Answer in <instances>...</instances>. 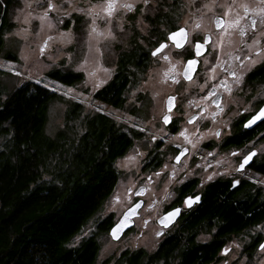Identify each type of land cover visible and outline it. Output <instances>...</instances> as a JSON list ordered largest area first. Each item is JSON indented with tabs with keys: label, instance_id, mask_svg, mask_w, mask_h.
<instances>
[{
	"label": "flooded vegetation",
	"instance_id": "1",
	"mask_svg": "<svg viewBox=\"0 0 264 264\" xmlns=\"http://www.w3.org/2000/svg\"><path fill=\"white\" fill-rule=\"evenodd\" d=\"M183 15L182 22L166 29L165 36L150 50V62L161 57L164 63L159 81L165 88L161 112L152 117L159 126L126 122L119 126L124 135L133 138L132 147L140 142L142 191L136 195L129 188V192L133 191L134 203L143 201L139 217L142 210L158 211L154 218L144 219L158 226L160 241L155 250L163 248L169 239L183 242L189 250L191 244L185 242L194 241L204 249L197 264H239L236 257H230L234 241L264 222L238 227L247 195L259 189L264 199V186L254 180L256 175L264 176L257 170L264 160V152L259 149L264 119L253 127L245 126L264 105V28L258 27L263 17L247 7V12L243 8L236 18L215 15L208 28L194 33L191 11L179 12L180 18ZM217 17L225 21L219 28ZM237 18L238 23L228 26ZM252 21L256 22L254 28ZM181 28L186 31V40L177 47L169 34ZM198 42L200 49L196 48ZM161 44L165 47L154 55L153 50ZM189 60L196 63L189 67ZM165 115L169 117L167 122ZM173 209H179L175 221L167 226L160 223L159 219ZM262 244L263 237L257 235L244 252L253 257ZM177 252L176 263L182 258Z\"/></svg>",
	"mask_w": 264,
	"mask_h": 264
},
{
	"label": "trees",
	"instance_id": "2",
	"mask_svg": "<svg viewBox=\"0 0 264 264\" xmlns=\"http://www.w3.org/2000/svg\"><path fill=\"white\" fill-rule=\"evenodd\" d=\"M168 2L161 0L156 13L146 15L149 35L143 42L135 36L131 48L121 51L114 76L93 93L97 99L124 106L136 72L150 64V46L179 21L178 2ZM19 3L0 0V54L4 34L12 27L11 13ZM4 56L18 59L11 50ZM47 75L68 86L83 80L82 72L70 69H52ZM58 98L56 91L29 79L8 92L0 84V264H97V235L78 244L73 241L116 188L120 173L115 162L132 147L133 138L121 131L120 120L106 113L84 114L78 102L70 104L65 127L48 134L49 104ZM257 170L264 172V160ZM258 193L259 189L244 199L240 229L264 219V199ZM115 222L110 213L97 226L109 233ZM190 244L188 250L183 242L169 239L160 250L126 249L101 264H197L204 256L203 246L185 242ZM175 251L182 256L177 263Z\"/></svg>",
	"mask_w": 264,
	"mask_h": 264
},
{
	"label": "rangeland",
	"instance_id": "3",
	"mask_svg": "<svg viewBox=\"0 0 264 264\" xmlns=\"http://www.w3.org/2000/svg\"><path fill=\"white\" fill-rule=\"evenodd\" d=\"M173 1L169 0L168 4ZM179 12L191 11V27L194 33L210 26L215 15L236 18L243 5L254 9L262 16L258 27L264 28V0H175ZM11 13L12 27L4 34V50L0 54V84L4 92L11 91L25 80H33L56 91L61 98L49 104L46 131L54 135L66 125V114L72 102L83 105V113L104 112L115 120L132 126H159L152 117L161 112L165 88L161 87L160 72L164 66L161 57L151 60L145 70L136 75V82L127 91L123 107H110L100 102L93 93L105 86L114 76L119 54L130 49L135 36L143 42L149 35L150 24L146 15L153 16L161 0H114L107 11L109 0H19ZM49 3L53 5L49 8ZM131 5L130 8L124 5ZM166 10V7L164 8ZM227 12V15L225 13ZM179 18L182 22L183 17ZM188 16V15H187ZM186 20V19H185ZM200 22V25H198ZM79 26V29L77 28ZM147 44V43H146ZM153 46H150V50ZM13 51L18 59L11 60L4 52ZM52 69L73 70L83 73V80L73 86L51 79L47 72ZM148 102V106L146 105ZM151 103V104H150ZM150 105V106H149ZM152 115V116H151ZM77 124V123H76ZM139 143L129 153L115 162L120 176L116 188L99 210L75 237L78 244L85 237L97 235L100 252L97 264L109 256L114 260L126 249L144 248L154 251L160 238L154 222L145 223V218L155 217L157 210L141 211L134 219L133 227L114 240L110 233L101 232L98 222L106 215L114 214L117 221L134 201V194L142 180ZM264 152V136L259 143ZM255 181L264 186V176L256 175ZM260 235L264 239V222L243 232L234 241L236 245L230 257L239 264H264V248L253 257L244 252L251 239ZM111 261L110 264H113Z\"/></svg>",
	"mask_w": 264,
	"mask_h": 264
},
{
	"label": "water",
	"instance_id": "4",
	"mask_svg": "<svg viewBox=\"0 0 264 264\" xmlns=\"http://www.w3.org/2000/svg\"><path fill=\"white\" fill-rule=\"evenodd\" d=\"M217 18H220V19H222V17H217ZM183 29V28H182ZM179 31V29L178 30H176V31H173V32H171V33H175V32H178ZM186 32V31H185ZM172 40V39H171ZM177 40H179L180 41V45H183V43L185 42V40H186V38H181V37H177V39L176 40H172V41H174V42H176V44H177ZM160 47V45L156 48V49H158ZM155 49V50H156ZM155 50H153V53L155 52V54L156 53H158V52H156ZM160 51H161V49H160ZM262 108H264V105H263V107ZM260 111V110H259ZM258 111V112H259ZM257 112V113H258ZM256 113V114H257ZM255 114V115H256ZM264 119V117H261L260 119H257L256 121H254L253 123H251V124H248L247 123V126L248 127H253L254 125H256V124H258V123H260V121H262ZM245 163V162H244ZM247 163V162H246ZM141 188L142 187H139L138 189H136L135 190V194L136 195H139V194H141ZM142 204H143V201L141 200V199H139V200H137L135 203H133L130 207H128L126 210H125V212L122 214V216L113 224V226L110 228V230H109V233H110V235H111V237L114 239V240H118V239H120L123 235H124V233L125 232H127L128 230H130L132 227H133V225H134V218L139 214V210H140V208H141V206H142ZM174 210V209H173ZM173 210H171V211H169V212H172ZM179 210V209H178ZM169 212H167V213H169ZM167 213H165L160 219H159V221H160V223H162L161 221L163 220V223L162 224H165L166 226L167 225H169V224H171L173 221H175V219L178 217V215H179V211L173 216V217H171V218H166V214Z\"/></svg>",
	"mask_w": 264,
	"mask_h": 264
},
{
	"label": "snow or ice",
	"instance_id": "5",
	"mask_svg": "<svg viewBox=\"0 0 264 264\" xmlns=\"http://www.w3.org/2000/svg\"><path fill=\"white\" fill-rule=\"evenodd\" d=\"M145 2H147V0H145ZM113 6H114V0H109V3H108V5H107V9H106V10L110 12ZM52 7H53V5H52L51 3H49V8H52ZM124 7H126V8H130L131 5L126 4V5H124ZM243 7L245 8V11L247 12V6H246V5H243ZM261 12H264V9H261ZM225 15H227V12L225 13ZM238 22H239V18H237V20H235V21H230L228 26H232V25H234V24H236V23H238ZM262 22H264V21H262ZM251 23H252V26H253V28H254L256 22H255V21H252ZM224 24H225V21H224V20H222V19H220V18H217L216 26H217L218 28L221 27V26L224 25ZM186 35H187V34H186L185 30L181 28V29H179L178 32L170 33V34H169V39L176 40L178 36L181 37V38H186ZM241 35H243V30H241ZM207 39H208V38L205 37V40H207ZM179 46H181V45H180V41L177 40V47H179ZM164 47H165V45H164V44H161L160 47H159L158 49H156L155 51L158 52V51H160V49H162V48H164ZM201 47H202V45L198 42V43L196 44V48H197V49H200ZM153 54L155 55V52H154ZM198 54H199V52H197V55H198ZM195 63H196L195 60H189V61L187 62V65L190 67V66L194 65ZM171 102H172V98L170 97V98H169V101H168L169 105H171ZM261 117H264V108H261L260 111H259L256 115H254V116L248 121V124L253 123V122L256 121L257 119H260ZM168 119H169V117H168L167 115H165V116H164V120H165V122H167ZM245 126H247V125H245ZM251 155H252V154L250 153L249 156H246V157L244 158L245 163L249 160V158L251 157ZM177 159H179V156L177 157ZM241 166H243V165H241ZM178 211H179L178 209H174L172 212L167 213V214H166V218H171V217H173ZM161 222L163 223V220H162ZM261 248H264V244L261 245Z\"/></svg>",
	"mask_w": 264,
	"mask_h": 264
}]
</instances>
